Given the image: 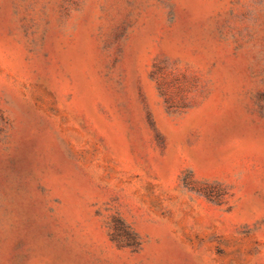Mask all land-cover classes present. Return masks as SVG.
<instances>
[{
  "label": "rangeland",
  "instance_id": "obj_1",
  "mask_svg": "<svg viewBox=\"0 0 264 264\" xmlns=\"http://www.w3.org/2000/svg\"><path fill=\"white\" fill-rule=\"evenodd\" d=\"M0 264H264V0H0Z\"/></svg>",
  "mask_w": 264,
  "mask_h": 264
}]
</instances>
